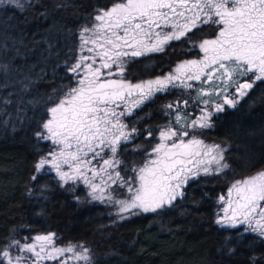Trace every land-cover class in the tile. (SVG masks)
Instances as JSON below:
<instances>
[{
	"label": "snow or ice",
	"instance_id": "obj_1",
	"mask_svg": "<svg viewBox=\"0 0 264 264\" xmlns=\"http://www.w3.org/2000/svg\"><path fill=\"white\" fill-rule=\"evenodd\" d=\"M35 2L0 0V7L25 11ZM205 26L215 35L194 41L190 33L197 35ZM73 34L78 40L75 59L56 65L64 67L70 82H61L48 94L37 90L39 99L34 95L27 101L30 107L42 108L37 142L52 146L35 164L37 173L54 170L61 187L69 185L73 192L84 186L87 197L112 208L110 214L124 221L172 208L184 199L190 181L232 171L226 158L230 146L208 143L203 133L215 127L214 115L236 109L257 82H264V0H113L106 8H95ZM179 41L189 45L188 51L196 50L198 58L183 60L154 79L127 78L134 60L164 53ZM45 43L48 55L58 56L55 41ZM8 69L0 64V89L8 86ZM34 69L29 66L22 74L24 93L47 74L42 69L34 78ZM176 89L177 99L162 106L168 122L155 133L144 129L145 139L155 142L147 148L133 145L142 162H126L122 151L141 135L137 110L158 93ZM193 91L195 102L204 106L195 118L181 111L189 105L184 97L191 98ZM11 103L0 98V105ZM218 202L226 207L217 213V225H244L245 232L264 239V169L231 182ZM57 239L56 233H47L32 242L13 240L0 247V264H95L84 244L60 246Z\"/></svg>",
	"mask_w": 264,
	"mask_h": 264
},
{
	"label": "trees",
	"instance_id": "obj_2",
	"mask_svg": "<svg viewBox=\"0 0 264 264\" xmlns=\"http://www.w3.org/2000/svg\"><path fill=\"white\" fill-rule=\"evenodd\" d=\"M112 2L36 0L25 11L0 7V64L9 66L4 78L8 86L0 89V98L12 101L0 105V247H8L13 240L26 243L36 235L56 233L59 245L82 243L91 249L95 264H264V239L245 232L244 225L227 228L215 223L222 209L218 197L226 194L230 183L264 169V82H257L236 109L214 115L215 127L203 133L208 143L230 146L226 158L232 171L190 181L184 199L172 208L118 221L108 206L87 197L84 186L73 192L69 185L61 187L54 173L36 172L35 164L50 146L35 137L42 108L30 107L27 101L34 95L39 99L37 90L39 95L48 94L61 82H70L64 67L56 65L75 59L78 40L73 33L95 8H106ZM205 29L197 35L190 33L193 40L215 35L211 26ZM46 40L55 41L58 56L48 55ZM188 48L183 41L173 42L164 53L134 60L126 76L133 82L163 76L179 62L198 58L196 50ZM33 65L34 78L42 69L47 74L31 92L24 93L22 74ZM179 95V89L158 93L154 101L137 110L141 135L127 146L128 151H122L126 162H142V154L133 151V145L147 148L155 142L145 139L144 129L155 133L167 123L170 117L162 106ZM184 98L189 105L181 111L195 118L203 105L195 102L194 91L191 98ZM33 175L36 180L31 179Z\"/></svg>",
	"mask_w": 264,
	"mask_h": 264
},
{
	"label": "rangeland",
	"instance_id": "obj_3",
	"mask_svg": "<svg viewBox=\"0 0 264 264\" xmlns=\"http://www.w3.org/2000/svg\"><path fill=\"white\" fill-rule=\"evenodd\" d=\"M202 107H204V106H201V108ZM200 108V109H201ZM200 109H199V111H198V113H197V116L196 117H198L199 115H200ZM49 146H50V148L52 147L51 145H50V143H49ZM47 154V153H46ZM45 154V155H46ZM50 172H52V173H54L55 174V171L53 170V171H50ZM56 175V174H55ZM57 177V176H56ZM58 178V177H57ZM85 188V187H84ZM86 189V188H85ZM88 191V189H86V192ZM121 192L123 191L122 189L120 190ZM227 193V192H226ZM226 195V194H225ZM96 202H98V201H96ZM98 203H100V202H98ZM100 204H102V203H100ZM221 204V203H220ZM102 205H105V204H102ZM221 207L223 208V207H226V205H223V204H221ZM110 208V207H109ZM111 210H112V212H113V209L112 208H110ZM222 214V213H221ZM116 217V216H115ZM33 241V240H32ZM31 241V242H32ZM59 245V244H58ZM60 246H63V245H60ZM16 253V252H15ZM15 253H13V254H15ZM23 255H27L26 253H24ZM5 264H6V262H5ZM46 264H59V262L58 261H48V262H46ZM69 264H73V262L72 261H70L69 262ZM81 264H83V262H81Z\"/></svg>",
	"mask_w": 264,
	"mask_h": 264
}]
</instances>
